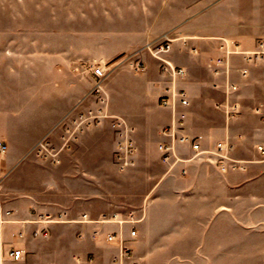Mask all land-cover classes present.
I'll return each instance as SVG.
<instances>
[{
    "label": "crops",
    "instance_id": "obj_1",
    "mask_svg": "<svg viewBox=\"0 0 264 264\" xmlns=\"http://www.w3.org/2000/svg\"><path fill=\"white\" fill-rule=\"evenodd\" d=\"M211 2L204 0L203 8L195 0L185 6L184 11L203 13V26L187 24L181 37L171 39L163 58L186 70L185 77L175 81L189 102L181 110L186 133L205 147L230 139L235 151L246 137L264 136V122L253 112L254 107L264 110V60L250 63L243 55L228 57L229 80L237 86V92L229 98L241 105L240 114L232 120H226L216 107L225 100L226 79L223 74H214L208 65L225 56L220 49L222 40L242 51H252L264 40V6L252 8L245 16L239 13L230 23L226 2ZM94 9L124 13V19L132 23H136V16L140 28L124 48L114 43L102 56L89 55L96 50L84 52L78 46L63 48L58 71L61 99L67 102L69 95L75 96L71 109L82 110L85 103H92V76L88 71L78 72L81 62L107 72L102 83L107 111L122 118L131 130L135 164L124 171L113 165L115 133L110 120L87 128L75 144L60 152L59 163L51 164L36 158L34 145L29 150L13 146L10 127L4 126L1 116L0 142L7 141L9 147L0 158V214L10 211L12 216L10 222L0 224V264H217L210 254L227 253V249L221 230L215 234L218 243L211 242V222L221 219L229 192L237 194L239 187H249L261 179L245 177L239 185L236 179L244 176L239 171L223 174L197 162L169 168L161 161V130L171 123L172 110L161 106L159 100L172 82L161 74V63L143 48L162 35H156L157 29L174 24L172 20L165 22L164 14L179 13V0H89L82 11ZM131 52L139 57L137 63H143L141 72L136 69L137 63L131 67L120 64L125 53ZM120 65L130 70L134 65L132 71L144 82L141 106L133 112L139 116L136 120L115 106L109 80ZM239 70H245L246 76L242 77ZM211 111L219 118L216 125L211 123ZM67 112L48 129L51 141L59 138V125ZM249 114L258 122L257 127L243 125ZM234 157L239 155L234 153ZM37 174L46 177L40 190L34 188ZM39 216H50L52 222H35ZM132 229L135 237L130 236ZM44 232L46 237L42 236ZM112 234L131 250L130 260H116L121 241H108ZM13 248L23 251V260L6 259Z\"/></svg>",
    "mask_w": 264,
    "mask_h": 264
},
{
    "label": "rangeland",
    "instance_id": "obj_2",
    "mask_svg": "<svg viewBox=\"0 0 264 264\" xmlns=\"http://www.w3.org/2000/svg\"><path fill=\"white\" fill-rule=\"evenodd\" d=\"M88 1L0 0V117L4 126L10 127L13 146L22 150H29L33 145L34 148L44 136H50L48 129L63 113L68 111L67 114H75L80 110L70 108L76 100L75 96L69 95L67 102L61 99L58 71L63 48L78 46L84 52L96 50L89 55L102 56L109 53L114 43L124 48L131 36L137 35L140 27L136 25L139 23L136 16V23H132L124 19V13H103L98 9L82 11ZM203 1L195 0V3L202 7ZM193 2L179 0V13H165V22L172 20L174 24L169 28L157 29L156 35H162L152 43L158 42L164 35L170 39L181 37L182 28L189 23L203 26L202 12L184 11L185 6ZM220 2L227 4L230 23L239 13L245 16L252 8L264 6V0H212L211 3ZM231 5L234 7L232 11ZM127 15L129 17L130 14ZM143 49L147 51L146 47ZM124 56L120 64H130V67L139 60L132 52ZM86 64L80 63L79 73L87 72ZM132 68L130 70L125 65L117 67L109 84H112L116 108L136 120L139 116L133 112L141 106L144 82ZM119 91L122 93L119 94ZM91 105V102L85 103V108ZM246 116L248 122L243 123L245 127L258 126L254 117L250 114ZM211 118L212 125L218 124L219 118L212 111ZM243 140L244 145H239V149L234 151L239 155L238 159L252 161L258 158L254 148L256 144L264 142V136L262 139L248 136ZM52 142L59 147V138ZM2 144L9 145L7 141ZM247 166L249 169L243 172ZM245 169L239 171V174L244 173V176L236 179L239 185L244 183L245 177L251 180L256 176L255 179L261 180L257 185L251 183L249 187H239L237 194L229 192L228 206L221 213V219L211 222V242L218 243L215 234L221 230L222 244L227 249V253L210 254L217 264H264V162L248 163ZM45 180L46 177L37 174L34 188L40 190ZM2 192L0 189V194Z\"/></svg>",
    "mask_w": 264,
    "mask_h": 264
},
{
    "label": "built area",
    "instance_id": "obj_3",
    "mask_svg": "<svg viewBox=\"0 0 264 264\" xmlns=\"http://www.w3.org/2000/svg\"><path fill=\"white\" fill-rule=\"evenodd\" d=\"M171 39L164 35L158 42L146 44L147 51L152 57L161 63V74L168 76L171 80L164 94L160 97V105L172 110L171 123L161 130L164 141L159 145L161 161L172 168L177 164H186L191 162L203 163L217 169L223 174L245 169L248 163L264 162V142L255 145V153L258 158L252 161L238 159L234 157V147L230 139L219 141L212 146H203L198 138H191L185 131V115L181 112L188 105V99L185 92L175 86V81L182 79L186 75V70L166 61L163 56L170 49ZM220 49L224 50L225 56L211 60L208 68L216 75L223 74L226 79V97L224 102L216 104L217 109L221 110L226 120H232L241 112L240 103L231 97L237 92V86L230 82V67L228 57L233 54L243 55L245 61L256 63L264 60V40L258 42L252 51L238 50L235 44H228L222 40ZM223 68V70H222ZM136 69H143V63L138 62ZM87 71L92 76V87L90 95L92 96V105L88 108L77 111L75 114H68L59 125V147H56L49 136L43 137L33 148L36 158L49 162L51 164L59 163V154L62 150L70 148L79 136L87 128L99 124L103 120H110V125L115 133V148L112 156L113 165L119 170L124 171L132 167L136 161V148L131 139V130L127 123L119 117L112 116L107 111V96L105 95L102 83L107 72L102 68L88 65ZM242 77L246 76L245 70H239ZM174 84V85H173ZM253 112L264 122V110L261 107H254ZM186 147V149H185ZM8 151L6 144H0V158ZM185 175L186 171L183 170ZM12 216L10 211L0 214V224L10 222ZM52 222L50 216H39L37 223ZM51 220V221H50ZM54 222V221H53ZM36 234V233H35ZM46 237L47 233H42ZM131 237L136 236L134 229L130 232ZM108 241H121L119 256L116 260H130L132 252L122 244V240L116 234L108 235ZM24 253L19 249H11L6 253V259L10 262H19L23 260ZM135 264V263H134Z\"/></svg>",
    "mask_w": 264,
    "mask_h": 264
}]
</instances>
